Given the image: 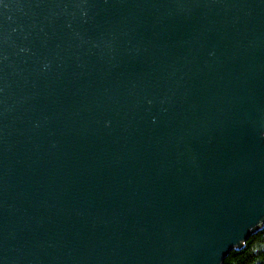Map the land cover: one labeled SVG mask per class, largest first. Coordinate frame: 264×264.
<instances>
[{"label": "water", "instance_id": "water-1", "mask_svg": "<svg viewBox=\"0 0 264 264\" xmlns=\"http://www.w3.org/2000/svg\"><path fill=\"white\" fill-rule=\"evenodd\" d=\"M264 224V0H0V264H222Z\"/></svg>", "mask_w": 264, "mask_h": 264}, {"label": "trees", "instance_id": "trees-1", "mask_svg": "<svg viewBox=\"0 0 264 264\" xmlns=\"http://www.w3.org/2000/svg\"><path fill=\"white\" fill-rule=\"evenodd\" d=\"M222 264H264V224L239 247L231 250Z\"/></svg>", "mask_w": 264, "mask_h": 264}]
</instances>
